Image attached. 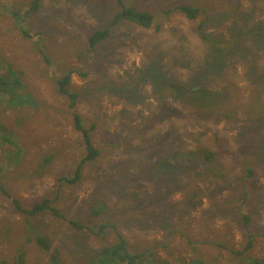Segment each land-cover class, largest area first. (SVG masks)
Returning a JSON list of instances; mask_svg holds the SVG:
<instances>
[{"label":"rangeland","instance_id":"obj_1","mask_svg":"<svg viewBox=\"0 0 264 264\" xmlns=\"http://www.w3.org/2000/svg\"><path fill=\"white\" fill-rule=\"evenodd\" d=\"M28 1L0 0V10L9 6L22 11ZM124 2L152 13L153 26L120 19L116 0H44L35 17L45 30V52L34 50V42L23 38L22 28L28 29L23 21L18 24L0 11V54L23 72L22 81L36 100L17 111L0 106L1 119L16 133L15 143L0 145V184L7 191L0 190V264H13L19 245L27 249L26 264H56L45 262L46 255L39 260L41 249L25 238L27 221V228L33 225L31 237L35 232L51 239L61 264H91L104 246L117 241V233L107 234L111 228L102 226L108 221L116 224L128 245L148 254L146 264H187L181 259L190 257L203 264L263 260L264 157L240 145L250 148L264 136V116L257 118V110L251 117L238 109L228 121L199 119L188 103L182 105L184 98L166 90L161 96L153 77L161 73L178 82L193 79L215 52L214 66L220 71L191 87L207 86L234 106L247 107L253 95L264 104V89L257 94L250 84L255 72L264 76V0ZM179 3L201 8L200 17L187 19L176 11ZM213 7L218 10L212 20ZM202 20L205 25L200 27ZM103 29L107 35L90 45L92 32ZM67 72L70 92L78 93L73 108L71 97L59 93L53 78ZM198 91V97H183L196 100L202 93ZM161 105L168 111L154 116L161 113ZM74 112L87 125L96 124L89 137L99 156L83 166L79 180L61 184L87 153L85 138L74 126ZM198 148L220 156L221 174L213 176L197 161L182 162L184 151ZM247 167L253 170L250 176ZM187 189L199 190L190 204ZM213 194H252V220L245 221L235 208L219 211L223 218L216 213L207 219L204 213L213 211L208 207ZM45 195L59 196L51 205L58 213L29 215L14 202L18 198L28 207ZM242 200L231 206H243ZM99 202L106 212L97 210ZM155 212L165 231L156 223ZM93 223H100L99 234L88 228ZM249 241L251 247L246 248Z\"/></svg>","mask_w":264,"mask_h":264},{"label":"trees","instance_id":"obj_2","mask_svg":"<svg viewBox=\"0 0 264 264\" xmlns=\"http://www.w3.org/2000/svg\"><path fill=\"white\" fill-rule=\"evenodd\" d=\"M44 0H29L27 3V9L25 10H19V9H13L12 7L5 6L0 11H6V13L13 18L14 20H18V24L20 22H24L25 25L28 26V29L22 28L23 38L30 39L32 42H34V50L45 52L44 49V40L46 38L44 37V27L39 24V20H36V15H38L41 4ZM117 5L120 7V12L117 14V16L120 19H125L130 22H133L141 27H152L156 18L155 16L147 11L139 10L131 6H126L124 0H116ZM176 11L181 12L187 19L189 20H195L197 17H200L201 8H197V6L191 5L189 3L187 4H176L175 6ZM216 10H218L217 7L212 8V14L210 15V18L213 20L214 17L217 15ZM171 10H165L164 13H169ZM206 20H202L199 22L200 27H203L205 25ZM19 26V25H18ZM155 26H157L155 24ZM41 27V28H40ZM108 31L107 29L103 30H95L90 35V45H95L99 40L103 39L107 35ZM221 42V41H219ZM218 49V48H217ZM1 53V52H0ZM215 52L212 53L211 57L207 58L204 62V66L199 69L196 72L195 77L192 80H187L185 82L177 81L173 79V76L164 77L161 76V73L159 75L155 74L153 77V81L156 83V89L161 93V96L163 94L165 95L166 92H169V95H175L179 98H184L182 101V105L184 107H187L188 103V109L190 111L195 110L197 112V117L199 119H224L225 121H228L231 118H234L236 116L237 110L241 109L244 112L251 115V117L256 114L257 111V118L259 116H264V104L262 103L261 98L255 99L254 95L247 107L244 106H234L230 105L226 102V100L220 99L218 96V91L215 90H209L207 86L202 85L201 89L192 88L193 84H195L197 81L200 82V80L208 79V76L217 74L220 70L214 66V64L217 61V58L214 57ZM46 61L49 62V59L46 57ZM223 68V65L221 66ZM37 71V70H36ZM255 72L250 78L252 79L251 83L255 87V91L258 94V89L260 90L264 89V76L261 74L262 71ZM40 75H43V73L38 72ZM149 73V71H148ZM61 75H58L57 77L53 76V78L56 80L57 87L59 89V93L71 97V102L69 103V107L73 108L76 106V99L78 97V93L75 91L70 92V72L67 73H60ZM22 75L23 72L20 71V69L16 68L12 62L6 57H2L0 54V106L6 105L7 108L12 109L13 111H17L19 106L21 105H27V104H34L36 103V100H33V97L30 95L29 91L27 90V83L22 81ZM147 76H145L146 78ZM18 88H21V91L18 90ZM168 88V90L166 89ZM195 90V91H194ZM198 90H202L201 95L196 100H188V97H198ZM261 90V91H262ZM185 91V93H183ZM70 92V93H69ZM187 93L188 97L185 94ZM2 95H6V100H2ZM162 98H160L161 100ZM201 103V104H200ZM162 107L161 113L155 114L154 116H161V114L166 113L168 110L161 105ZM172 113L170 111L165 114L164 116H170ZM0 115L2 113L0 112ZM74 126L75 128L81 132V134L85 138V145L87 148V153L81 157V159L76 164V168L74 172L69 175L63 177L64 180L61 182V184L67 183H74L77 180L81 178L83 166L88 163V161L95 159L99 156V150L93 145L90 139V132L95 129L96 124L94 122H90L87 125V122H85V119H83L78 113L74 112ZM23 118L17 117V121H22ZM254 120V118H252ZM258 134V128L256 127V130ZM264 135V134H263ZM16 136V133L6 126V124L3 122V120L0 117V145L15 143L14 138ZM249 147V146H248ZM243 145V143L240 145V149L244 150L247 148L245 152L249 151H256L262 157H264V136H262L261 139H256L254 144L248 148ZM244 152V153H245ZM243 154V151H241ZM246 154V153H245ZM246 158H248V154L245 155ZM194 161H197L203 165L206 166L207 171L211 172L213 176H217L218 174H221L223 172L224 165L220 161V156L214 155L213 152L208 151L206 148L203 150L201 148H198L196 150H187L184 151L182 162L184 164H189ZM167 164V163H166ZM169 165V164H168ZM164 165H161L160 167H164ZM170 168H173L172 165H169ZM247 175L250 176L253 173V170L251 167H247ZM167 170V169H165ZM2 171V168H0V172ZM62 180V179H61ZM159 189V187H158ZM0 190H3L4 192H7L6 189L2 184H0ZM186 192L188 195L185 196L186 201L188 204L192 203L193 199H195L199 195V190L197 189H187ZM253 194V193H252ZM252 194L247 197H241L239 194H231V195H216L213 194L212 197L209 199L210 206L213 208L212 212H205L207 219H212L216 213L220 214V217L223 218L221 213L219 211H226L228 208H235L237 209L241 215L243 216L245 221H248L249 219L252 220L250 213L253 211V209L256 207L255 201L256 198L252 197ZM215 195V196H214ZM220 196V197H216ZM59 196L56 195L55 198H50V196L45 195L44 197L40 199H35L30 201V204L28 207L21 205V201L18 198L14 199L15 205L17 209L25 214L29 215H35L40 212L44 211H51L53 213H58V210L56 208H53L51 205L54 200H56ZM256 197V195H255ZM242 202L244 203L243 206L235 205L231 206V203L234 200L242 199ZM101 206H97V210L100 212L103 211L106 212L105 205L101 202H99ZM249 211V212H248ZM159 212H155L152 215L156 218V223L165 231L167 228L164 226L163 220H161L158 217ZM151 215V216H152ZM27 221V227H28ZM74 224L78 227H83L84 225L79 223V221H75ZM100 223H93L92 225L88 226L91 230L94 232H97L98 234L101 231V228L99 227ZM110 227V231L107 233L114 231L118 235V239L115 242L108 243L106 246H104L97 255L92 259L91 264H146L148 262V254H146L144 251H141L139 247L133 243H130L128 245V240L124 238L120 233V231H117V226L115 223H103L102 226ZM25 229V238L26 240L33 241V245H35L39 250L41 249V255L42 258L39 260H44L43 257H47L45 259V262L48 263H56L61 264L59 257H58V250L56 247L49 242L51 239L46 234H40V233H32V236L30 235L31 229L33 228V225L30 223L29 228ZM103 228V227H102ZM106 234V235H107ZM158 242H154V245L157 246ZM223 243H219L218 246L222 245ZM223 246V245H222ZM251 247V241L248 242L246 245V248ZM130 249H132L133 253L130 252ZM56 250V255L54 251ZM29 251V250H28ZM46 252V253H45ZM27 249L24 246H18L16 249V254L14 255L13 264H26L27 263ZM47 253H50L51 256H49ZM152 253L150 254V256ZM57 256V257H56ZM151 258V257H150ZM246 258V257H245ZM184 263L187 264H203L199 258H193L190 257L188 260L181 259ZM249 264H264L263 260H252L251 257H247Z\"/></svg>","mask_w":264,"mask_h":264},{"label":"bare ground","instance_id":"obj_3","mask_svg":"<svg viewBox=\"0 0 264 264\" xmlns=\"http://www.w3.org/2000/svg\"><path fill=\"white\" fill-rule=\"evenodd\" d=\"M3 236V235H2ZM4 244V243H3Z\"/></svg>","mask_w":264,"mask_h":264},{"label":"clouds","instance_id":"obj_4","mask_svg":"<svg viewBox=\"0 0 264 264\" xmlns=\"http://www.w3.org/2000/svg\"><path fill=\"white\" fill-rule=\"evenodd\" d=\"M254 260V259H253Z\"/></svg>","mask_w":264,"mask_h":264}]
</instances>
